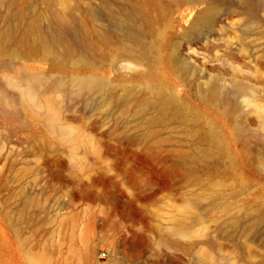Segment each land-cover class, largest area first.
<instances>
[{
    "label": "rangeland",
    "instance_id": "1",
    "mask_svg": "<svg viewBox=\"0 0 264 264\" xmlns=\"http://www.w3.org/2000/svg\"><path fill=\"white\" fill-rule=\"evenodd\" d=\"M103 1L0 0V264H264V4Z\"/></svg>",
    "mask_w": 264,
    "mask_h": 264
},
{
    "label": "bare ground",
    "instance_id": "2",
    "mask_svg": "<svg viewBox=\"0 0 264 264\" xmlns=\"http://www.w3.org/2000/svg\"><path fill=\"white\" fill-rule=\"evenodd\" d=\"M153 1V0H150ZM260 3L264 4V0H256ZM127 4L124 6V8L120 9L124 11V15L128 17L129 21L128 23L122 22L119 20L118 16L112 10V7L110 5L109 0H104V15L103 20L107 23V28L103 33V37L106 41L110 39H114L115 42L119 41V35L126 34L127 40L130 41L131 45L135 44L138 47H141L144 51L139 53V55L136 56V61L140 62L141 58L143 56H147L150 53L154 52V46L152 45L155 43L154 36L155 30L150 24V16L152 11H150L149 7H152V4L148 0H127ZM207 18V17H205ZM140 22L144 25V30L139 28L138 25ZM207 26H211V23H206ZM152 56V54L150 55ZM149 56V57H150ZM164 55H162L163 57ZM146 62L148 65H151V60L146 58ZM152 73L151 71H147L145 73H138L132 76V78H139V79H151ZM31 81H39V84L41 83V77L36 74L30 75ZM90 78L86 80H80L83 87L90 88L94 86V82L89 80ZM238 91L245 92L247 90V87L244 85H240L236 87ZM26 91V90H24Z\"/></svg>",
    "mask_w": 264,
    "mask_h": 264
},
{
    "label": "built area",
    "instance_id": "3",
    "mask_svg": "<svg viewBox=\"0 0 264 264\" xmlns=\"http://www.w3.org/2000/svg\"><path fill=\"white\" fill-rule=\"evenodd\" d=\"M102 257H106V254H105V253H103Z\"/></svg>",
    "mask_w": 264,
    "mask_h": 264
}]
</instances>
